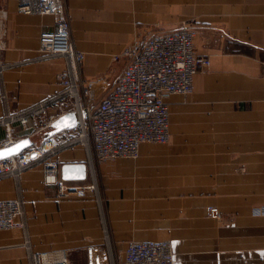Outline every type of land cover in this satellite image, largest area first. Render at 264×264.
I'll list each match as a JSON object with an SVG mask.
<instances>
[{
  "label": "crops",
  "instance_id": "obj_1",
  "mask_svg": "<svg viewBox=\"0 0 264 264\" xmlns=\"http://www.w3.org/2000/svg\"><path fill=\"white\" fill-rule=\"evenodd\" d=\"M74 47L84 53L80 98L97 105L122 73L124 51L138 39L188 22L195 50L211 65L187 96H166L170 141L147 143L137 159L102 163L74 142L78 130L44 144L39 133L73 109L67 100L12 133L0 123V148L26 137L46 151L18 179L0 180V200L21 198L26 230L0 231V264H33L49 253L87 264L86 251L105 242L123 258L133 242L173 243L175 264H264V0H65ZM18 0H0V120L20 114L63 90V57L38 51L55 30L49 15H25ZM59 169L87 165V178L66 181L83 195L60 196L46 185V161ZM62 178V177H61ZM217 207L221 220L206 214ZM26 237L30 248L25 245Z\"/></svg>",
  "mask_w": 264,
  "mask_h": 264
},
{
  "label": "built area",
  "instance_id": "obj_2",
  "mask_svg": "<svg viewBox=\"0 0 264 264\" xmlns=\"http://www.w3.org/2000/svg\"><path fill=\"white\" fill-rule=\"evenodd\" d=\"M17 11L53 18L55 30L42 34L38 51L46 58L63 57L67 67L58 75L63 85L60 93L20 114H6L0 123L11 134L15 122L26 125L32 116H42L53 106L61 108L70 100L73 109L69 112L77 111L80 117L74 142L88 148L92 170L94 162L137 159L143 144L168 143L171 133L166 96H189L193 92L194 76L211 65L209 57L196 53L192 22L154 32L136 39L124 51V69L108 96L97 105H91L89 99L83 103L79 93L83 88L81 67L85 55L73 45L65 0H18ZM3 69L0 67V72ZM49 116L50 123L59 117L53 113ZM45 154L43 146L35 143L22 155L0 161V180L18 179ZM44 182L56 186L60 196L83 195L85 190H97L95 184L83 189L66 183L51 160L46 161ZM24 204L21 198L0 200V231L26 230ZM253 213L264 215V206L255 208ZM206 214L213 220L222 218L217 207H207ZM25 245L30 248L27 237ZM86 255L87 264H175L173 243L168 240L133 242L121 258L106 236L103 244L89 247ZM32 261L33 264H67V256L63 252L55 259L49 253H40L33 254Z\"/></svg>",
  "mask_w": 264,
  "mask_h": 264
},
{
  "label": "water",
  "instance_id": "obj_3",
  "mask_svg": "<svg viewBox=\"0 0 264 264\" xmlns=\"http://www.w3.org/2000/svg\"><path fill=\"white\" fill-rule=\"evenodd\" d=\"M79 120L80 117L77 111L68 112L58 117L39 133L41 144L63 131L75 129L79 124ZM35 143L34 138L26 137L7 144L0 148V161L22 155ZM87 174L88 168L84 163H70L61 166V177L65 181H82L87 178Z\"/></svg>",
  "mask_w": 264,
  "mask_h": 264
}]
</instances>
